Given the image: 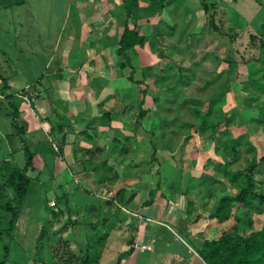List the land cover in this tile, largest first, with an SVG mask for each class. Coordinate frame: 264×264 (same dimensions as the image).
I'll list each match as a JSON object with an SVG mask.
<instances>
[{
    "label": "rangeland",
    "instance_id": "1",
    "mask_svg": "<svg viewBox=\"0 0 264 264\" xmlns=\"http://www.w3.org/2000/svg\"><path fill=\"white\" fill-rule=\"evenodd\" d=\"M164 11L165 18H161L159 23L155 20L139 27V31L149 35L150 40L155 43L146 46V56L143 53L142 58L138 54H132L139 66L133 76L141 81L145 75L140 67H150L155 73L162 75L166 84L178 89L179 95L177 102H174L173 96L166 100L163 92L156 91L154 86L149 87L144 107L150 108L151 111L144 116L140 129L144 130L143 133H150L158 121L154 113L156 108L153 97L163 99L161 107H172V113L185 102L181 107L184 114L181 120H177L182 123L193 118L194 114L189 109L192 104L197 103L199 108L207 110L209 101L220 93L222 97L214 106L211 117L221 120L226 115L230 116V126L224 130L220 126L211 140L202 137L197 130H192L189 126L178 130L179 126L172 124V129L174 127L175 131L178 130L177 133L181 134L179 140L178 135H175V141L178 143L174 150L178 155L173 156L176 168L168 167L166 171V166L159 161H154L153 166L148 165L150 154L140 155L143 148L135 142L132 146L138 151L135 153L136 150L132 148L133 160L118 154L114 158L113 168L118 174L114 186H100L96 178L94 181L93 173L89 174L88 183L77 172L68 170L69 161L60 153L58 147L61 143L56 142V135L50 130V126L41 124L40 128L38 125L36 130L29 131L28 114L38 122L37 112L40 117L42 112L31 106L25 92L20 94V99L13 97L16 89L13 87L9 91H3L4 85L0 83V262L5 260L4 264H81L84 258L89 256L91 264H118L119 261L120 264H205L197 255L192 257L189 253L187 259L182 251L173 252L175 249H172L171 245L175 240H179L177 236L182 235L181 237L187 240L191 238L182 233L180 227L174 223L160 225L158 239L152 240L150 237V241L142 234V241L138 243L140 223H150L147 216L156 212L153 204L146 202L151 199L149 188H156L160 182V191L172 196L174 190L178 192V187L185 188L190 179L201 184L202 180L206 181L204 190L210 186L219 189V182L224 180L230 185L225 173L229 176L244 171L250 174L249 167L252 166L254 188L250 198L254 201V207H234L230 220L217 228L223 226L225 230L232 229L237 217L241 218L244 227L248 226V218L253 219L251 229L263 226L264 209L260 210L259 207H262L264 198V127L253 118L264 109V89L253 90L250 80L258 78L257 87L261 86L260 80L264 83V0H172ZM162 27L165 30L172 27L175 29H170L169 35ZM136 28L138 30L137 25ZM118 32L122 34V26ZM119 34L117 39H120ZM116 47L117 57L114 62H123L126 56L118 52L119 41ZM38 61L42 65V59L38 58ZM55 67L53 64L52 70H55ZM132 68L133 66L130 71H134ZM146 71L149 78L145 79V84L151 85V71L149 68ZM219 73H222V76L218 78ZM216 78L217 81L212 82ZM145 84L136 87L134 100L128 96L129 102L125 105L130 103L133 108H125L122 113L124 115L121 116L123 124L127 121L128 126L132 127L131 130H124L126 134L134 133L133 127L138 121L136 103L144 98ZM190 96L202 98L206 102L205 105L202 107L198 102H192ZM120 110L121 107L118 106V113H121ZM107 111L105 109L103 113ZM14 114L17 115L16 124L13 121ZM60 116L57 111L50 113L49 120L56 129L62 123ZM21 130L25 133L26 143L31 150L34 149V160L33 166L28 170L31 177L29 192L19 218L12 226V213L7 210L5 204L8 200L13 201L15 197L14 185L17 180L13 179L12 175L14 173L13 177H16L15 169L19 166L20 170L25 164L23 143L19 135ZM89 134L93 136L92 133ZM143 135H138V139L142 140L141 146L149 143L148 135ZM104 137L102 133L99 136L94 133V138H99L102 142ZM164 150L166 155L171 152L168 147ZM94 151L90 150L92 153ZM90 152L85 157L88 162L90 157H95ZM101 153L99 159L106 155L104 150ZM120 160H126L125 164L119 165ZM86 166L92 169L94 165L91 162ZM141 176L145 180V187H128L129 183L141 179ZM237 181H241L238 186L240 188L241 175ZM121 187L136 191L133 205L120 208L115 201H111ZM230 188L232 189L231 185L226 189ZM160 200L158 198L157 201ZM162 200L165 203V198ZM207 200L210 202L209 198ZM204 214L206 213L201 212V215ZM212 227H216V224ZM212 234L214 237L221 233ZM205 237L206 235L200 236ZM142 244L150 245L151 248H143ZM198 246L200 243L196 245Z\"/></svg>",
    "mask_w": 264,
    "mask_h": 264
},
{
    "label": "crops",
    "instance_id": "2",
    "mask_svg": "<svg viewBox=\"0 0 264 264\" xmlns=\"http://www.w3.org/2000/svg\"><path fill=\"white\" fill-rule=\"evenodd\" d=\"M127 1L0 0V83L4 85L2 90L9 91L14 87L16 91L13 97L17 96L19 99L20 94L25 92L31 106L42 112L41 117L37 112L38 122L28 114L29 131L38 125L40 128L41 124L50 126L51 130L53 124L49 120L50 113L57 111L61 115V126H57L55 132L56 142L60 141L63 147L62 156L64 155V159H68L70 164L68 170L77 172L88 183L89 174H94L92 170L94 166L92 169L86 166L91 163L85 158L90 150L100 147L109 155L108 165L114 167V158L117 157V148L114 146L115 130L132 129L128 126L129 122L123 120V124L121 116L124 115L122 113L125 107L131 105L130 103L125 105L129 102V97H133L132 100L136 98V87L140 84L130 80L129 76L132 73L130 65L118 68V63L114 62L117 57L116 44L120 40L117 39L118 29L122 26L124 30L126 21ZM164 10L154 16H148L143 10L137 21L130 19L131 25L136 23L138 32L143 34L139 27L150 21L156 20L159 23L161 18H165ZM147 45L148 43L144 47H136L134 54L141 58L143 53L146 56ZM38 58L42 59V65ZM53 64L56 65L55 70H52ZM137 64L133 59L134 67L138 68ZM118 106L121 107V113L117 111ZM105 109L111 116L102 118ZM94 133L98 136L104 134V142L94 138ZM50 136L54 138L53 134ZM140 148H143L140 155L151 156L152 149L149 143ZM169 154L166 155L165 150H158L166 171L168 167L177 166L174 157L178 153L171 151ZM118 162L119 165H123L126 160ZM131 163L134 164L133 161ZM92 176L95 181V174ZM144 181L141 176V179L129 183L128 187L142 189L145 187ZM202 181L201 184L199 181L188 179L186 187H178V192L174 190L175 198L165 199V203L160 195L161 191L157 193L152 203L156 212L152 216H147L150 223L146 221L140 223L138 243L142 241V234H145V239L150 237L152 240L158 239L160 225L174 223L180 227L182 233L191 238L187 240L182 238V235L175 234L179 240H175L171 245L172 249H175L172 251H182L186 258L189 253L192 257L197 255L201 258L197 252L199 246L196 245L198 243L201 245L206 239L217 238L218 236L212 237V233L216 232L217 235L221 233L224 230L223 226L218 228L217 226L225 224L211 216L225 194L221 189L212 186L205 188L206 192L212 194L210 202L200 198L196 191L189 190L190 186L198 187L201 184V187H204L206 181ZM104 185L107 186L100 184ZM152 189L150 187L149 192ZM158 198L161 200L157 201ZM189 199L193 201L195 207L191 214H188ZM201 212L206 214L201 215ZM213 224H216V227H212ZM201 235L206 237L200 238ZM200 239L202 241H199Z\"/></svg>",
    "mask_w": 264,
    "mask_h": 264
},
{
    "label": "trees",
    "instance_id": "3",
    "mask_svg": "<svg viewBox=\"0 0 264 264\" xmlns=\"http://www.w3.org/2000/svg\"><path fill=\"white\" fill-rule=\"evenodd\" d=\"M146 1V2H145ZM169 2H172V0H128L126 2V21L124 25V30L120 36L119 40V54H124L126 56V60L123 62H119L118 68H123L127 65L133 66L132 73L130 74L129 78L130 80L135 84H145V79H148L149 76H147L146 71L149 68L150 76H151V85L145 84V88L143 89V96L140 101H136V109H138V121L137 125L133 127V135L126 134L123 129H116L115 130V147L117 148V154L118 156L122 157H130L132 160L134 159V156H132L134 153H131L132 148H134L135 153L138 151L134 145L135 142H137V145L141 147V139H138V135L144 134L143 136L148 135L149 137V147L152 149L151 152V160L147 162V164L153 166L154 161H159L160 164L162 163V160L160 159L158 155L159 149H168L170 151H174L177 148L178 143L175 140H179L181 138V134L177 133L179 129L184 128L186 126H189L192 130H197L196 132L199 133L204 138H212L215 137L216 133L218 132V128L222 126V129H226L228 126H230V122L232 121V118L230 116H225L221 120H216L211 117L214 112V106L219 102L221 93L217 95L214 99H211L209 101V107L207 110L199 108L196 104H192L189 108L192 110L194 116L193 118L187 121H182L178 123L180 118H182L183 114L181 112V107L184 105L185 102L180 104V107L176 109L172 113V107L167 106L166 108L161 107L163 104V99L159 97H153V102L155 104V114L158 117L157 123L153 126V130L150 133L144 132L142 127V120L144 116H146L151 109L145 108L144 104L146 103V96L149 92V87L154 86V89L158 92H163L166 96V100L171 99L173 96L175 98L174 102H177L176 99L178 98L177 95H179V90L171 86L170 84H166L164 80L162 79V75L158 72L155 73V71L151 70L150 67H142L141 70L144 73L145 77L141 81L134 79L133 73L138 68L134 67L133 65V59L132 54L136 53V47H144L147 43L148 44H154V40H149V36L145 34H140L136 28V23L131 26L130 19H133L135 21L140 18V15L142 14V11L148 15H156L159 14V12L163 11V9L168 6ZM143 5L144 7H142ZM163 28V27H162ZM164 29V28H163ZM172 29V31L175 29L174 27L169 28L167 30L164 29L165 32L168 33V31ZM169 34V33H168ZM170 35V34H169ZM264 47V43H263ZM259 67V66H258ZM261 68V67H259ZM254 69V65L252 70ZM258 70V68H257ZM256 73V70L254 71ZM253 75V71L251 76ZM222 76V73H219L218 78ZM212 80V82L217 81V79ZM251 79V78H250ZM257 79L250 80L251 87L253 90H260L264 89V83L263 80H260L261 86L257 87ZM209 83V82H208ZM250 86V84H248ZM255 88H254V87ZM263 86V87H262ZM204 88V87H203ZM259 88V89H258ZM171 93V95H167ZM254 94V93H253ZM255 96V94H254ZM254 96L252 99L254 100ZM192 102H198L199 104L205 105V101L199 99L196 96H190L189 97ZM161 104V105H159ZM130 107V108H127ZM126 109H132L133 106H126ZM176 107H173V109ZM125 111V109H124ZM123 111V112H124ZM261 114H259L256 118H253L256 120L260 125L264 127V109L262 108ZM111 113L109 111L103 113L102 118L110 117ZM17 120V115L14 114L13 121L15 124ZM108 120V119H106ZM178 120V121H177ZM103 121V119H102ZM177 124L179 126L177 132L175 131L174 127L172 129V124ZM176 125V126H177ZM177 126V127H178ZM172 130V131H171ZM52 132H56V128L53 125ZM189 131H186V133ZM183 134V133H182ZM19 135L21 136V142L23 143L24 148V159L25 164L22 169L19 170V166L15 172L16 177L13 173L12 178H16V183L14 185V193L15 197L14 200H8L6 201L5 207L7 210H9L12 213L10 224L13 226L17 219L19 218L20 211L22 208V205L26 199V196L29 192L31 177L28 175V170L30 167L33 166V160H34V152L31 150L29 145L25 141V133L21 130L19 131ZM177 136V139L175 137ZM137 145H135L137 147ZM144 145H142L143 147ZM60 149V153L63 152V147H58ZM95 150V151H94ZM93 153H91L92 156H95L94 159L90 157V161L95 163L93 172L95 174V178L97 179V182L100 184H107L110 186H114L115 178L118 177L117 172L114 171V168L110 165H108V159L109 155L103 156L101 159H99V155L102 153V149H94ZM237 150V149H236ZM221 153V152H220ZM132 154V155H131ZM97 156V157H96ZM97 159L96 161H94ZM209 163L206 165L208 166ZM254 166L249 167V173L244 172H236L232 175H228V173H225V178H227V181L230 182V185L232 186V189L230 190L226 189L228 188L229 183H225L226 181L219 182V189H221L222 192L225 194L221 197L219 205L214 213H212V217L216 218L220 223L226 222L230 220L232 216V209L234 207L236 209H242V208H252L254 207V201L252 198H250V194L253 191L254 183H253V176H252V170ZM14 170V171H15ZM152 170V168H151ZM150 171V170H149ZM242 176V184L240 188L239 182L237 179L239 176ZM206 180V179H205ZM161 184L158 182L157 187L152 189L150 191L151 199L148 201V203H153L155 195H157V192L160 191ZM189 190L196 191L197 195L202 199L212 198V194H209L206 192V190L203 189V187H193L190 186ZM234 190V191H232ZM233 192V193H232ZM172 196L166 195V193L163 191L161 192V196L165 198L166 200H170L169 198H175L174 193H172ZM136 195V191L132 189H128L125 187H121L115 196L111 199V201H115L117 205H119L120 208L122 207H129L134 204V198ZM256 197V196H255ZM254 197V198H255ZM264 198L262 199V207H259L260 210L264 209ZM193 201L191 199L188 200V214H191L195 207L193 205ZM260 206V205H259ZM258 208V207H257ZM246 224L248 226L244 227L241 224V218H236V223L233 225L232 229L223 230L221 234L214 239H206L202 242V244L198 248V254L203 259L205 264H264V224L262 227L258 229H251L250 226L253 225V219L248 218L246 219ZM69 250V249H68ZM70 251V250H69ZM5 260L1 261L0 264H4ZM81 264H91L90 257H85ZM120 264V261L119 263Z\"/></svg>",
    "mask_w": 264,
    "mask_h": 264
},
{
    "label": "built area",
    "instance_id": "4",
    "mask_svg": "<svg viewBox=\"0 0 264 264\" xmlns=\"http://www.w3.org/2000/svg\"><path fill=\"white\" fill-rule=\"evenodd\" d=\"M137 246H138V244H136ZM141 247H143V248H146V249H150L151 248V246L150 245H146V244H142V246Z\"/></svg>",
    "mask_w": 264,
    "mask_h": 264
}]
</instances>
